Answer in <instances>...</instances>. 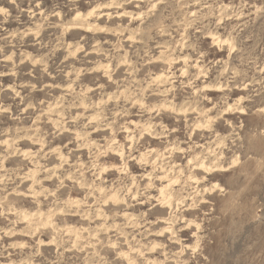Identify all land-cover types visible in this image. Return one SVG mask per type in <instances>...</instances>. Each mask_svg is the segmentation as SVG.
Listing matches in <instances>:
<instances>
[{
  "label": "clouds",
  "instance_id": "clouds-1",
  "mask_svg": "<svg viewBox=\"0 0 264 264\" xmlns=\"http://www.w3.org/2000/svg\"><path fill=\"white\" fill-rule=\"evenodd\" d=\"M0 264H264V0H0Z\"/></svg>",
  "mask_w": 264,
  "mask_h": 264
}]
</instances>
